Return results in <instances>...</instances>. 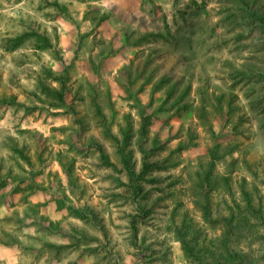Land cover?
Listing matches in <instances>:
<instances>
[{
    "label": "rangeland",
    "instance_id": "rangeland-1",
    "mask_svg": "<svg viewBox=\"0 0 264 264\" xmlns=\"http://www.w3.org/2000/svg\"><path fill=\"white\" fill-rule=\"evenodd\" d=\"M261 215L264 0H0V264H264Z\"/></svg>",
    "mask_w": 264,
    "mask_h": 264
},
{
    "label": "trees",
    "instance_id": "trees-1",
    "mask_svg": "<svg viewBox=\"0 0 264 264\" xmlns=\"http://www.w3.org/2000/svg\"><path fill=\"white\" fill-rule=\"evenodd\" d=\"M262 20H263V18H262ZM51 75H54V74H51ZM54 77V79H56V80H60V77L59 76H57V75H55V76H53ZM45 92L48 94V95H50V96H52L53 98H55V105H63L64 104V102H65V84L63 83V86H62V89H56V88H49V87H46L45 88ZM52 94V95H51ZM7 103V105H10V106H13V105H15V106H23L22 104H20V103H17V102H11V101H9V102H6ZM216 159H217V152L216 151H213V153H212V162H211V164H210V170H209V174H211L212 173V171H213V169H214V167H215V164H216ZM127 169H128V172H129V175L131 176H133V174H134V171H133V168H132V166L130 165V164H127ZM149 169V166L147 165V164H145L144 165V170L146 171V170H148ZM206 217L208 218V219H211L210 218V216H209V214H206ZM260 219L264 222V218H263V216L261 215V217H260ZM238 255V254H237Z\"/></svg>",
    "mask_w": 264,
    "mask_h": 264
}]
</instances>
